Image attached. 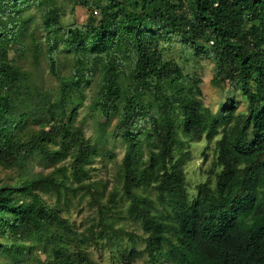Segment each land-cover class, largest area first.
I'll use <instances>...</instances> for the list:
<instances>
[{
  "label": "trees",
  "instance_id": "1",
  "mask_svg": "<svg viewBox=\"0 0 264 264\" xmlns=\"http://www.w3.org/2000/svg\"><path fill=\"white\" fill-rule=\"evenodd\" d=\"M0 172V264H264V0H0Z\"/></svg>",
  "mask_w": 264,
  "mask_h": 264
},
{
  "label": "rangeland",
  "instance_id": "2",
  "mask_svg": "<svg viewBox=\"0 0 264 264\" xmlns=\"http://www.w3.org/2000/svg\"><path fill=\"white\" fill-rule=\"evenodd\" d=\"M63 20L62 25H68L73 22H82L85 19L84 9L82 7H76L73 14H70V3L63 5ZM176 47H174L171 51V54H167L172 58H177ZM178 59V58H177ZM22 62V61H21ZM179 63L183 67L186 73H196L199 75L202 83L200 84L201 88V100L205 106L210 107L213 111L216 110L217 104L221 99H223V93H221L218 87L213 86L210 83L212 77V64L207 59H201L197 64H194L193 61L189 63H183L179 60ZM40 70L44 71L39 74V78L44 81L45 86L54 85L52 78L46 73V68L44 66V62H41ZM231 96L237 95L235 91L231 90ZM87 104L88 99L83 103V105L79 108L78 113L79 116L77 118V124H80L86 135L90 136L94 130V123L90 116L87 114ZM206 145L204 141L200 142L197 145L191 146L190 158L185 163L184 170L186 176V189L187 193L190 197L194 195V188L198 183H201L205 180V173L210 169L211 162L213 160L212 156V144L209 146V149L205 152L206 157L202 156V149ZM117 147V148H116ZM109 148V145H108ZM114 151L117 153V159L119 160L122 156V150L119 145H116ZM2 174L0 172V179L2 178ZM101 178L107 180V177H104L102 174ZM84 209V208H83ZM80 211V212H79ZM82 209L77 208L74 210L72 214V219L79 223L81 216L83 215ZM99 264H112V260L108 252L106 251H90L89 253ZM133 264H143L141 261H136Z\"/></svg>",
  "mask_w": 264,
  "mask_h": 264
}]
</instances>
